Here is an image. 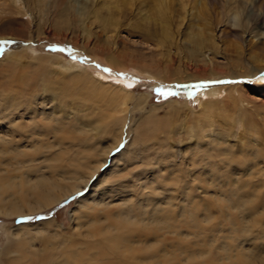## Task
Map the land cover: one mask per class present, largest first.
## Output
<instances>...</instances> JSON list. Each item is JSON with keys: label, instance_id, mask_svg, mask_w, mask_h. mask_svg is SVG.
Wrapping results in <instances>:
<instances>
[{"label": "bare ground", "instance_id": "1", "mask_svg": "<svg viewBox=\"0 0 264 264\" xmlns=\"http://www.w3.org/2000/svg\"><path fill=\"white\" fill-rule=\"evenodd\" d=\"M8 1L15 6L17 12L22 14H25L26 12L33 13L34 16H37L40 22L42 20L44 24H47V27L53 28V34H58V36L67 40H72L73 38L75 40V38L78 37V39L81 38L83 46L90 42L94 30L104 32L106 37L105 42L107 44L109 42L110 44L109 39L111 40L116 37L119 26L125 21H127L128 24H134V27L139 25L143 26V29H145L144 34L147 37H151L152 25L158 27L160 34L159 36L155 34L157 37L155 35L154 37L160 47L164 49V68L169 66L173 58L171 55L172 46L174 45L178 51H182L183 48V46L177 42L174 29L172 28V19L170 15L171 7L168 0H82L79 4L75 3L76 0ZM177 1L180 4V9L184 11V13L179 16L182 22V20L184 21L185 19V7L187 3H184L183 0ZM220 1L223 8L222 22L223 24L228 25L230 33L240 41V44H235L237 57L227 61L228 64L225 71L216 69V65L214 66L205 54L206 51H210L212 54L219 53L214 33L216 27L211 25L208 17H206L207 15H194V8L191 6L190 9H187L186 13L189 16L194 15L197 19L200 18L201 22L200 24L188 23L184 26L183 37L189 44L188 47H185V50L189 59L198 63L202 62L204 68H202L203 73L201 70H198L195 74L185 73L184 78L187 80L197 78L198 80L204 81L227 77L229 78L228 80L238 81V83L235 82L232 84L223 83L224 85L220 83H211L206 92V95H209L210 97L217 96L218 98L222 92H228V90L232 89L237 93L233 98L239 99L243 96V88H245V85L250 87L247 83L252 82H254L252 83L253 85H256L260 90L264 91V0ZM197 2L198 0H196V3ZM200 2L203 4V8L206 7L204 0H200ZM249 6H257L260 10L254 18L252 16V19H254L252 22L246 17V11ZM261 9H263V11ZM260 19L262 20L261 23L259 22ZM16 22L26 24L31 21L26 22L22 19L17 20L14 18L8 21L7 25L11 27L12 24ZM181 24H183V22L180 23L178 27L181 26ZM177 30H179V28H177ZM9 34L23 38V34L25 33L23 29H18L14 32H9ZM113 43H111L112 45H109L110 50L107 55V62L111 66L117 67L121 64V61L118 59L119 54L116 50L117 48L112 47ZM243 43H245L246 56L251 59V61L250 59L248 60L250 64H244L245 58L244 56L242 57L244 52L242 50L244 49ZM223 45L225 44L223 43ZM48 59V57L38 56L35 61L39 63L35 64L31 73L26 76V83L19 86L20 89L18 95L24 98L23 102L25 101L24 104L26 103V109L29 112H33L31 104L35 101L32 94L35 88L32 87L37 84L36 78L39 76H43V85L53 93V96H60L59 100H63L65 98L64 96L71 99L75 98L78 96L77 93L79 94L80 90H82V94L87 96L86 99H103L116 106H122V108L120 107L109 114L96 113L94 115L96 124L90 127L95 133L91 136L87 131L90 130L89 128L87 130L84 128L72 129L67 126L65 122L62 123V119L54 113L56 109H52L51 112L44 115V120L46 122H44L42 126V132H34L33 135L38 137L39 134L41 136H48L50 134L53 137V141H47L44 144L42 143V145L38 144L37 141L35 144L31 141L33 145L30 147L29 152H27L28 150L21 149L22 147L14 143L16 138L12 142L11 139H6L8 136H1L3 134L2 132L0 135V155L9 154V156L15 159L14 167L12 164L9 167V163L7 164V161H5L7 164L6 166L8 167H6L5 170L0 168V212L8 216H13L17 213L21 214L25 212L40 211L41 209L58 202L70 193H74L84 188L90 178L95 173L99 172L105 165L108 155L121 141L122 126L124 122H126V111L123 108V104L125 99L131 97V93L120 84L128 86L131 85L132 81H126L124 79V82L121 79L114 77V82H108L105 84L100 78H95L93 74L91 75L84 71L85 69L81 72H73L68 76L66 75L67 78L59 77L57 79H52L51 73H53V69L49 66ZM14 62H17L16 58ZM11 69L16 70L15 67H12ZM165 71L167 72V70ZM23 75L24 74L21 76ZM147 75H149L148 72ZM97 76L104 77V75L99 73ZM174 78H182L178 70L175 71ZM104 86L107 88L109 87V89L106 90L112 88L114 92H107L106 90L103 91V89L96 88ZM54 87L58 91L56 89L54 90ZM20 97H18V99ZM146 97V95H143L140 98L137 103L138 107L142 108ZM210 101L211 100L202 103L203 109L208 116L212 114V110L207 107L208 104H210ZM16 102L17 103H13V105H15L13 109L20 106L19 103L21 101L19 100ZM46 102H48L47 99ZM53 108L55 107L53 106ZM215 111L221 114L222 110L215 108L214 106V112ZM120 112H122V114L118 115ZM91 114L89 116L90 118L92 116ZM154 116V112H152L149 119ZM243 117L245 127L252 130L251 126H253V123L250 122V116L248 113H246V115L243 114ZM146 119L147 116H145L143 123L135 124L128 129L127 133L130 132L131 140H128L129 142L126 143L125 148L121 153H118V155L115 156L116 158H113V162L107 166L109 167L108 172L111 169L113 170L114 168L112 165L116 166L117 164L115 163L118 161L117 158L119 157L120 159L121 157L122 164L120 166L122 167L119 168L120 171L113 172L111 176H109L110 174L107 175L108 173L106 174V171H104V174L101 175V177L103 181L105 180L106 182H102V180L100 181V178L98 184L106 183V186L101 185L100 188H97L98 184L95 182L91 189L84 194V197L82 196V198L79 199L80 201L77 205H85V202L87 205L86 207H83V210L80 209L81 212L78 210L77 217L75 218L74 216V218L77 220L76 226L85 228L84 232L78 231L79 236L83 235L85 239L81 244L72 245L71 243L73 239L69 238L67 240L68 244L65 243L66 245H64V260L55 264H182L183 260L186 264H190L206 256H209V258L205 261V264H264V256L260 253L261 250L258 252V250H256L258 248L252 247L253 245L245 248L244 245L246 244H243L240 240L241 235L247 233L253 225L262 224V220L264 219V188H261V186H264V178H261L262 175L260 173V171L264 169V166H259L260 164L264 165L263 136L261 135L259 138L258 136H255V133L252 134V140H250L252 141L251 143H256V147L254 144L252 145L250 143L253 147L249 148L253 149V152L249 151L248 146L250 145L245 149H243V146L242 148L236 147L238 149L234 148L235 150L232 149L233 151H230L231 148L228 150V147H224L226 150L221 151L224 157L227 158L226 160L223 158L225 163L228 162V164H232L233 167L234 165H236V167L241 166V168L244 169L245 174L241 176L242 179L239 184L237 182L238 180H234L232 177L234 176L231 173L233 170H229L228 172L213 163L215 159L212 160L211 158V150L208 145L200 144L199 138L194 139V145L200 144L201 150H189L185 152V157L188 162L192 164L191 166L199 167L200 165H206L207 170L213 176V181H217L218 186L223 185V189L221 190L224 191L225 197L217 202V206L220 209L219 214L221 219H226L230 225V234L226 235L225 238L231 239L232 242L225 239L224 243L225 245H228L213 253V243H200L202 240L198 237L199 233H201L200 229L202 230V222L199 217L200 202L199 199H197L198 196L194 193V190H189L190 188L185 186L183 189L186 191L182 189L180 192L181 195L179 194L178 197H184H181L182 200L184 199L183 202L188 198L189 204H187V202L185 203L187 205L177 204L178 207L174 205L173 200L175 197L170 195V185L171 183H174V179L172 180L169 178L171 181L168 182L169 179L161 172V165L165 162L164 158L167 156V149H164L159 157H156L157 161L155 162L154 169H152V174H154V176L152 175L153 178H150V180L140 178V180L143 179L141 180L142 182H148L142 185L139 184V189L136 191L133 190V187L137 184L134 180L131 184H129L128 179L126 181L128 183H122L123 180L128 177L124 170L131 166L135 161L136 157L134 151L136 150V145H139V142H142L145 139L147 140L152 133V128H155L157 125L155 121L144 122ZM11 126L14 128V125ZM225 126L226 125H224V128ZM224 128L223 131L225 130ZM220 130L218 132H222ZM32 131H34V128ZM98 133L101 135L100 137L103 138H100ZM223 135L226 136L227 134ZM106 137L109 138L108 145H105L102 141ZM222 137V135L218 136V140L215 142L216 145L221 146L226 143V139H223ZM150 144H152V142ZM74 146L75 149L73 148ZM41 147H45L47 150L54 148L56 150L51 158H44V161L47 162L46 166L26 167V170L23 169L24 171H20L22 166L19 168L18 164L25 166L27 163L29 164L35 161L36 159L32 157H35L34 155H36V152L38 151L41 153ZM214 148L216 149V147ZM228 153L230 154L228 155ZM169 161L164 164L165 169H168V171L169 169L172 170V166L174 165V162L171 164ZM37 162L38 161H36V163ZM201 162L204 163L202 164ZM178 163L182 164L180 161ZM206 167L202 168L206 169ZM238 168L239 167L236 169ZM132 172H137V176L138 172L144 175L146 170L143 168H137ZM257 173L259 175H257ZM253 175H257V177L260 176V179L252 181ZM133 178L136 179L135 175ZM238 179H240V177H238ZM190 180L191 179H189V181ZM222 181H225L226 183ZM155 182L161 185V187H154L153 184H155ZM142 187H146V190L141 191ZM131 190H133V193H130ZM109 195L119 197L118 199L121 201H114L117 198L110 201L107 199ZM132 195L134 196V200ZM144 196L147 198L145 199ZM136 197L138 199H136ZM178 212L180 213L177 215L176 213ZM205 216L203 217L204 221H206V218L211 217L208 214ZM180 217L181 219H179ZM55 225L54 220L41 221V223L33 225L32 228L29 227L28 224H22L17 227L16 237H18L20 231L24 232L26 235L29 233L32 234L29 232L30 229H33L35 232L48 233L50 232L49 227ZM185 226L191 231L187 230V233L182 232L181 228ZM170 233L175 234L174 239L169 240L166 238V235H170ZM190 234L194 235L195 240L189 241L188 237ZM70 236L71 235H69V237ZM253 240H256V237ZM63 242H66V240L64 239ZM235 242H238L239 244H235ZM16 247L17 248H13V250L17 251L20 255L24 247L20 243H18ZM51 256H53L52 253ZM50 260V257L47 256L39 257L37 259L32 255H24L25 264H53V261L51 262ZM14 262L17 261L13 260L12 263Z\"/></svg>", "mask_w": 264, "mask_h": 264}, {"label": "rangeland", "instance_id": "2", "mask_svg": "<svg viewBox=\"0 0 264 264\" xmlns=\"http://www.w3.org/2000/svg\"><path fill=\"white\" fill-rule=\"evenodd\" d=\"M168 1L171 7L170 15L172 19V28L174 29L177 42H179L180 45L183 46V48L182 51H178L174 45L172 46L171 55L173 58L169 66L165 67V69L163 65V59L165 55L164 49L160 47L154 37L155 34L157 36H159L160 34L158 27L152 25L151 37H147L144 34L145 29H143V26L139 25L137 27H134V24H128L127 21L123 22L119 26L116 37L111 40L109 39L110 44L114 42L112 47L117 48L116 50L119 54L118 59L119 61H121V64L116 67L111 66L107 62V55L109 54L110 44L109 42L108 44L105 42L106 37L104 32L94 30L91 35L90 42L83 46L81 38L78 39V37L75 38V40L74 38L72 40L63 39L62 37L58 36V34H53V28L47 27V24H44L42 20L40 22L37 16H34L33 13L26 12L25 14H22L20 12H17L15 6L11 4L10 1L0 0V135L3 132L4 135L2 134L1 136H8L6 139H11L12 142L16 138L14 140V143L22 147L21 149L28 150L27 152H29L30 147H32L33 143L35 144L36 141L41 145L42 143L44 144L47 141H53V137L50 134L48 136H41L39 134L38 137L33 135L34 132H42V126L44 122H46L44 120V115H47V113L51 112L52 109H56L54 113L60 119H62V123L65 122L66 125L72 129L84 128L85 130H87L89 128L90 130L87 131L91 136L95 133V131H92L90 127L96 124L94 120V115L96 113L109 114L110 112H113L120 107L122 108V106H116L113 103L103 99H86L87 96H84L82 94V90H80L79 94L77 93L78 96L75 98L71 99L63 95L65 98L63 100H59L60 96H53V93H51L50 90L44 87L43 76H39L36 78L37 84L32 87L35 88L32 93L33 99L35 98V101L31 104L33 112H29L26 109V103L24 104L25 101L23 102L24 98L20 97L18 95V92L20 89L19 86L26 83V76L31 73L33 66L39 63L35 61L38 56L48 57L50 59H48V61L49 66L52 67L51 69H53V73H51L52 79H57L59 77L67 78L66 75L68 76L73 72H81L85 69L84 71L88 72L91 75L93 74L95 78H100L105 84H107L108 82H114V77L119 78L124 82L125 80L132 81L131 87H128L125 84H120L131 93V97L125 99L123 104V108L126 111V122H124L122 126L121 141L119 142L117 147H115L110 152L105 165L100 169L99 172L95 173L90 178L89 182L85 185L84 188L74 193H70V196H65L61 199L62 201L59 200L58 202L45 207L40 211L25 212L21 214L17 213L13 216H8L0 212V264H25L26 262L24 261V255H32L37 259L39 257L47 256L50 257V261H53V264L59 263V261H62L65 258L64 245L68 244L67 240L69 238L73 239L71 243L72 245L81 244V242L84 241L85 237H83V235L79 236V232H84L85 228L76 226L77 220L75 218L77 217L78 210H83V207H86L87 204L85 202V205H77L79 204V199H81L82 196L84 197V194H86L91 189L95 182L96 184H98V180L100 178V181L102 180V182H106L105 180L103 181L101 177V175L104 174V171H106V174L108 173L107 175L110 174L109 176H111L113 172L120 171L119 168L122 167L120 166L122 164L121 157L120 159L119 157L117 158L118 161L117 163H115L117 164L116 166L112 165L114 168L113 170L111 169L108 172L109 167L107 166L113 162V158H116L115 156H117L118 153H121V151L125 148L126 143L131 140V135L129 134L130 132L127 133L128 129L133 127L135 124L143 123L145 116H147V119L144 122L155 121L157 125L155 128H152V133L150 134L149 138L147 140H144L146 143L142 141L139 142V145H136V150L134 151L136 157L135 161L131 166L127 167L124 170V172L127 173L128 177L123 180L122 183H128L126 182L128 179L129 184H131L134 180L137 184H135L133 190L136 191L137 189H139V184L142 185L148 182H142L141 180H150V178H153L152 175L154 176V174H152V169H154L155 167V162L157 161L156 157H159L160 153L164 149H167V156L165 157L166 159L164 158V160L166 163L170 160L169 162H171V164L174 162V165L172 166V170L169 169L168 171V169H165L164 162V164L161 165V172L163 175H166V178H171L172 180L174 179V183H171L170 185V195L175 197V199L173 200L174 205L178 207L177 204L183 205L186 202L187 204H189L188 198H186L183 202L184 199L182 200V198L184 197H178L179 194L181 195L180 192L185 186L189 187V190H194V193H196L198 196L197 199H199L200 202L199 217L202 222V230L200 229L201 233H199L198 235L200 240H202L200 243L206 242L207 244H209V242H212L214 245L213 253H215L218 249H221L228 245H225V239L229 242H232L231 239L225 238L226 235L230 234V225L226 219H221V216L219 214L220 209L217 206V202L225 197L224 191L221 190L223 189V185L218 186V182L213 181V176L207 170L205 164V166L200 165L199 167L191 166L192 164L188 162L187 158L185 157V152L189 150L200 151V144L208 145L209 149L211 150V158L212 160L215 159L213 163H215L216 166L223 168V170H227L228 172L229 170H233V172L231 173L234 176L232 177L234 180H238L237 182L239 184L242 179L241 176L245 174L244 169L241 168V166H237L239 168L236 169V165H234V168L232 164L229 165L228 162L225 163L223 158L225 160L227 158L224 157L221 151L226 150L227 147L228 150L231 148L230 151L234 148H242V146L244 147L243 149H245L248 145H250L248 146V148H252L253 144L256 147V143H251V136L253 133H255V136H258L259 138L262 135L264 141V91L260 90V88H258L256 85H253L252 83L254 82H252L247 83L250 87L245 85L246 89L243 88V96H241V98L239 99L233 98L237 93H235L232 89L228 90V92H222V94L218 96V98L217 96L210 97L209 95H206V92L208 86H210L211 83L232 84L235 82L238 83V81L228 80L229 78L227 77H222L220 79L214 78L204 81L198 80L197 78H192L193 80L185 79V73L195 74L198 70H201V72L203 73L202 68H204V64L202 62L198 63L189 59L185 50V47H188L189 44L183 37L184 26L188 23L200 24L201 22L200 18L197 19V17H194V15H207L206 17H208L211 25L213 27H216V30L214 29V33L218 44L219 53L212 54L210 51H206L205 53L206 57L211 60L212 64H214V66L216 65V69L221 71H225L227 69V61L237 57L235 52V44H240V41L230 33L228 25H225L222 22L223 8L221 6L220 0H204L206 3V7L204 8L202 7L203 4L200 2V0H198L197 3L196 0H183L184 3H187L185 7V19L184 21L182 20L183 24H181V26L179 27L178 25L182 23L179 16L180 14L184 13V11L180 9V4L177 0ZM81 2L82 0H76L75 3L79 4ZM191 6L194 8L193 16H189L186 13L187 9H190ZM261 10L263 11V9ZM259 12L260 10L257 6H249L246 11V17L250 22H252L254 20L252 19V16L254 18L255 15ZM14 18L17 20L22 19L23 21L31 22L22 24L18 23V21L12 24L11 27L8 26V21ZM259 22L261 23L262 20L260 19ZM177 28H179V30H177ZM18 29L24 30L25 34H23V38H19L16 35L12 36L11 34H9V32H14ZM5 41H7L8 43H4ZM223 43L225 45H223ZM243 48L244 49L242 50L244 52L242 57L244 56L245 58L244 64H250V62L248 61L250 58L246 56L245 43H243ZM59 49H64V51H60ZM14 57L20 64L14 62ZM225 57L229 59L227 60ZM97 65H99V67H97ZM12 67H15L16 70H12ZM103 68L110 69L111 73H105L104 71H102ZM165 70H167V72ZM177 70L179 71L182 78H174L175 71ZM147 72L149 73V75H147ZM98 73L104 75V77H98ZM22 74L24 75L21 76ZM195 85L205 86L194 87ZM96 88H99L101 90L103 89V91L109 89V87L107 88L105 86ZM53 89L55 90L56 88L54 87ZM157 89H163L165 92L170 91L175 93V95L164 96L157 92ZM106 91L114 92L112 88ZM143 95H146L147 97L144 104L142 105V108H140L137 106V103ZM18 97H20L21 99H18ZM45 98L48 100V102H46ZM19 100L21 101L19 103L20 106H18V108H15L16 110L13 109L15 106L13 105V103H17L16 101ZM209 100L211 101L207 107L212 110V114L208 116L203 109L202 103H206ZM53 106L55 108H53ZM214 106L215 108H219L222 110L221 114L216 112L217 109L214 112ZM152 112H154L155 116L149 119ZM246 113H248V115L250 116V122L253 123V126H251L252 130L246 128L244 125L243 114L246 115ZM90 114L92 115L91 118L89 117ZM121 114L122 112H120L118 115ZM11 125H14V128H12ZM224 125H226L225 128ZM222 126L225 130L227 129V132L224 130V133ZM33 128L34 131H32ZM218 129H222L220 130L222 132H218ZM223 134L227 135L225 136ZM219 135H222V138L226 139V143L221 146L216 145L215 143L218 140ZM98 136L100 137L101 135L98 133ZM196 138H199V145H194V139ZM102 141L105 145L109 144V138L107 137ZM148 141L150 143L152 142L153 145ZM141 143H143L144 146ZM214 147H216V149ZM73 148L75 149V146ZM252 150L253 149L249 148V151ZM55 151V148L47 150L45 149V147H41V153L38 151L36 152V155L30 154L35 156L32 157L36 159L35 161L29 164L27 163V165L25 166L22 164H18L19 168L22 166L20 171H22L23 169L26 170L28 167L33 166H46L47 162L44 160L48 157L51 158L53 154H55ZM229 154L230 153H228V155ZM5 161H7V164L9 163V167L11 164L13 167L15 166V159L9 156V154H5L2 156L0 155V168H2L3 170L8 167L6 166L7 164L5 163ZM36 161L38 162L36 163ZM179 161L182 164L178 163ZM259 166L263 167L264 165L260 164ZM202 167H206V169H203ZM137 168H143L144 170H146L144 175L138 172V175L136 176L137 172H132ZM260 173L262 175L261 178L263 179L264 169H262ZM134 175L136 179L133 178ZM257 175L259 174L257 173ZM257 175H253L252 181L260 179V176H258V178ZM234 177H236L237 179ZM238 177H240V179H238ZM140 178L143 179L140 180ZM189 179L191 180L189 181ZM170 181L171 180L169 179L168 182ZM105 184L106 183H100L97 185V188H100L101 185ZM153 186L157 188H159V186L161 187V185L157 184L156 182L155 184H153ZM262 187L264 188V186H261V188ZM133 190H131L130 193H133ZM145 190L146 187H142L141 191ZM133 197L134 196L132 195V198ZM137 197L136 199H138ZM114 198L117 199L114 200ZM118 198L119 197H116L114 195H109L107 199H109L110 201L114 200L120 202L121 200H119ZM144 198L146 199L147 197L144 196ZM176 206L174 207L177 208ZM179 213L180 212L176 214L178 215ZM206 214L210 215L211 217L206 218V221H204L203 217ZM179 219H181V217ZM45 220H54V223L56 224L55 226L49 227L50 232L41 233L37 231L35 232L33 231V229H30L29 232H31L32 234L29 233L30 235H26L24 232L19 230V235L18 237H16V230L19 225L28 224V226L32 228L33 225L37 223L39 224L41 223V221ZM262 222V224L253 225L247 232L248 234L245 233L241 235L240 240L243 242V244H246L244 245L245 248L251 247L253 245L252 247H257L258 249L256 250H258V252L259 250H261L260 253L262 254V256H264V219L262 220ZM187 230L191 231L190 229L186 228V226L181 228V231L184 233H187ZM51 233L53 236L51 235ZM69 235L71 236L69 237ZM255 237L256 240H253ZM166 238L169 240L174 239L175 234L170 233V235H166ZM64 239L66 240V242H63ZM188 239L189 241H193L195 240V237L193 234H190ZM18 243H20L24 247L20 255L17 251L13 250V248H17L16 245ZM236 243L239 244L238 242H235V244ZM51 253L53 254V256H51ZM54 256L56 259L54 258ZM208 258L209 256H206L201 258L200 260L194 261L193 263L205 264V261ZM13 260L17 262L12 263ZM182 264H186L184 260L182 261Z\"/></svg>", "mask_w": 264, "mask_h": 264}, {"label": "snow or ice", "instance_id": "3", "mask_svg": "<svg viewBox=\"0 0 264 264\" xmlns=\"http://www.w3.org/2000/svg\"><path fill=\"white\" fill-rule=\"evenodd\" d=\"M4 43H8L7 41H5ZM60 51H64V49H59ZM97 67H99V65H97ZM102 71H104L105 73H111V70L108 68H103ZM117 75H123V74H117ZM201 86H205V85H195L194 87H201ZM128 87H131V85H128ZM157 92H159L161 95L164 96H168V95H175V93L173 92H165L163 89H157Z\"/></svg>", "mask_w": 264, "mask_h": 264}]
</instances>
